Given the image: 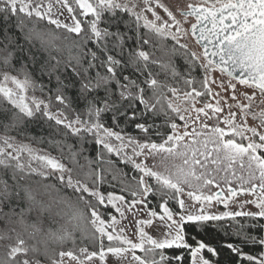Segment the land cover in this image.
<instances>
[{"label": "snow or ice", "instance_id": "snow-or-ice-1", "mask_svg": "<svg viewBox=\"0 0 264 264\" xmlns=\"http://www.w3.org/2000/svg\"><path fill=\"white\" fill-rule=\"evenodd\" d=\"M174 7L0 0V264H264V0Z\"/></svg>", "mask_w": 264, "mask_h": 264}, {"label": "rangeland", "instance_id": "rangeland-1", "mask_svg": "<svg viewBox=\"0 0 264 264\" xmlns=\"http://www.w3.org/2000/svg\"><path fill=\"white\" fill-rule=\"evenodd\" d=\"M164 3L168 4L170 7L173 8V11H175V3H176V0H163ZM249 123H252V121L250 120ZM220 210H223L222 208Z\"/></svg>", "mask_w": 264, "mask_h": 264}]
</instances>
